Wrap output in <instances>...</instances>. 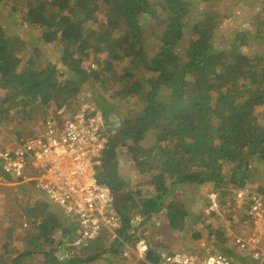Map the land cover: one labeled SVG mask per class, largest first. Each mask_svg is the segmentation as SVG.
<instances>
[{
  "label": "trees",
  "instance_id": "1",
  "mask_svg": "<svg viewBox=\"0 0 264 264\" xmlns=\"http://www.w3.org/2000/svg\"><path fill=\"white\" fill-rule=\"evenodd\" d=\"M162 1L164 29L152 33L149 53L150 0H0V129L7 132L0 149L9 138H39L49 119L75 115L86 99L103 119L99 177L120 217L115 239L106 233L69 247L64 236L53 238L52 212L38 192L26 202L10 193L0 205L12 207L0 216V264L37 256L43 264H99L105 252L125 264L123 251L142 239L146 264L158 258L159 240L189 251L180 244L186 235L206 254L253 263L236 244L251 220L232 193L248 179L264 196V52H243L248 39L264 41V0ZM243 5L250 16L235 13ZM252 20L258 34H241V23ZM138 202L147 223L156 218L149 238L138 234L146 222L133 228ZM205 212L221 223L213 235Z\"/></svg>",
  "mask_w": 264,
  "mask_h": 264
},
{
  "label": "built area",
  "instance_id": "2",
  "mask_svg": "<svg viewBox=\"0 0 264 264\" xmlns=\"http://www.w3.org/2000/svg\"><path fill=\"white\" fill-rule=\"evenodd\" d=\"M81 102L78 112L61 125L49 119L39 138L8 139L0 149V188L12 186L11 178L33 181L54 205L77 221L80 240H93L103 233L115 239L120 227L115 195L101 182L97 160L106 144L103 119L92 103ZM239 184L233 202L239 213L249 216L251 229L237 247L241 251L252 248L253 262L264 264V196L257 194L258 187L248 179ZM213 202L218 208L220 196L215 194ZM202 219L209 233L213 222L208 214ZM147 252V245L139 241L134 249H125L123 257L143 260ZM161 260L162 264H238L222 253L206 254L202 249L161 255Z\"/></svg>",
  "mask_w": 264,
  "mask_h": 264
},
{
  "label": "crops",
  "instance_id": "3",
  "mask_svg": "<svg viewBox=\"0 0 264 264\" xmlns=\"http://www.w3.org/2000/svg\"><path fill=\"white\" fill-rule=\"evenodd\" d=\"M111 119H114V118H111ZM119 162H120V164L121 163L124 164V160H122V159H120ZM11 179L13 181V185L12 186H10L8 188H0V190L2 192V193H0V205L1 206H5V203H6V200H7V196L10 193H15L18 196V198H20V196H25L26 195L25 197H21L19 199V200H22V202H26L28 200V196H27L28 193H31L32 196L36 197L34 192H38L37 193L38 197L42 198L43 202L49 204V211L51 210V212H52L51 215L48 214V216H50V217H48L47 219L52 221L53 227L55 228L54 229V234L55 235L53 236V238L54 237L55 238L58 237L60 239L61 236H64L65 239L66 238L68 239L69 247L72 246V245H77L80 242H86L87 241V240H80V238H79V227H78L77 221H75L73 218H70L64 212V210H62L61 208H59L56 205H54L45 194H43L40 190H38L34 186L33 181H30V180H26L25 181L22 178H11ZM253 185L255 187H258L256 184H253ZM11 191H13V192H11ZM233 194H234V192L232 193V197H233ZM137 205H138V203H137ZM138 207L140 208V211L137 212V214H136V216L134 218V222H133V228L134 229H137L140 225H142L143 223L146 222V220L142 217V212H143L142 211L143 210L142 207H140V206H138ZM234 207L237 209V207L235 205H234ZM219 208L220 207H218V209ZM154 219H156V218H153L149 223L146 222L140 228V230L138 232L139 237L149 238L148 235L151 234V229H152L151 226H153V224H155L154 223ZM157 225L158 224H156L155 226H157ZM248 233L244 234L243 236H241V238L238 239L237 242H241L243 239L247 238V236L249 235ZM103 234H106V233H103ZM101 235H99V236H101ZM89 241H91V240H89ZM140 241L144 242L143 239L140 240ZM100 244H103L105 249L108 247L105 244L104 241H102ZM180 244H183V240H180ZM156 245L158 246V250L157 251L159 252L158 253V258L156 260H152V261H150V263H146V264H162L163 261L161 260V255H171V254H175V253L178 252V248L175 247L172 244L170 245L166 241V239L159 240ZM69 247H68V249H66L65 253L70 255L72 253H71V249H69ZM131 249H134V248H131ZM186 249H188V248H186ZM199 249H203V247H196V245H195L193 247H190V249H188V250L195 251V250H199ZM248 250L250 251L249 255H250V258L252 260L253 249L249 248ZM215 252L216 251H214V253ZM111 255H112V252H110V253H106L105 252L102 255V257L100 258V263L99 264H123L122 260H120V259L119 260L115 259L116 261L114 262L112 260V256ZM146 255H147V253L145 254L144 258L146 257ZM37 257H39V258H37ZM37 257H35L34 259H31L27 263L34 264L33 261H37V262L43 264L45 262L43 256H37ZM123 258H125V257H123ZM144 258H143V260H144ZM125 259L130 260V261L126 262L125 264H143V263H141V261H143V260L138 259V258H136L134 256H130L129 258H125ZM149 260H151V255L149 256ZM252 262H253V260H252ZM27 263H25V264H27ZM251 264H256V263L253 262Z\"/></svg>",
  "mask_w": 264,
  "mask_h": 264
},
{
  "label": "rangeland",
  "instance_id": "4",
  "mask_svg": "<svg viewBox=\"0 0 264 264\" xmlns=\"http://www.w3.org/2000/svg\"><path fill=\"white\" fill-rule=\"evenodd\" d=\"M151 1V4H152V7H153V12H152V14L153 15H155L156 17H153L152 18V22H151V24H150V26H148V28L146 29V34H147V36H151V37H153L152 36V33L153 32H155V33H160V32H162L163 31V29H164V26H163V24H162V22L161 21H164L165 19H166V16H165V12H164V3H163V1L162 0H150ZM237 7V6H236ZM222 10V13L224 12V11H227V8H222L221 9ZM235 11V13L237 14V13H239V11H241V12H245V14H246V17H248V16H250L251 15V13H252V10L251 9H249V7H248V5H243L242 7L240 6V8L238 7L236 10H234ZM250 14V15H249ZM252 22H254L253 20L252 21H250V22H248V23H241V26H240V28H239V30H240V33L241 34H249L250 36H253V35H255L256 33L258 34V28L255 26V24L254 23H252ZM150 38V37H149ZM151 39V38H150ZM153 39V40H152ZM151 39V41L150 42H148L149 43V47L147 48V51L149 52V53H151V52H153V51H156V50H152L151 49V45L153 44V45H157V42H156V40L154 39V37ZM248 42H250L249 43V46L247 47V48H244L243 49V52H244V54H246V55H249V56H252L253 54H256V53H262V52H264V44H262V42L264 43V41H258L257 43H255V42H253V41H251V38L250 39H248ZM52 61L54 62L55 61V63L57 64L56 66H58V67H60V65H59V62L54 58V59H52ZM87 97V96H86ZM82 99H84V98H82ZM81 99V100H82ZM88 99H90V98H88ZM141 99V98H140ZM140 101H142V100H140ZM115 113V115L116 116H118V114L116 113V112H114ZM115 115H113L114 116V119H115V121L118 123V121H119V119H118V117H116ZM70 117H63L62 119L60 118V119H56L55 121L57 122V124L58 125H61L62 124V122L64 121V120H66V119H69ZM5 133H7V132H5L3 129H0V134L2 135H4ZM151 143V142H150ZM149 146V145H148ZM118 171H121V169H123V167H120V166H118ZM102 171V170H101ZM130 190H131V188H130ZM187 199V198H186ZM192 201H193V203L196 205V206H198V202H197V199L196 198H193L192 199ZM138 206H140V207H142V205H141V203L140 202H138ZM3 207H5V206H3ZM213 209H218V208H216V207H213ZM12 210V207L10 206V207H7V208H5V209H3V210H1L0 211V216H2V217H5V215H4V212H8V211H11ZM197 212H199L198 210H197ZM205 214H207V212H205L203 215H205ZM202 215V216H203ZM210 220V219H209ZM211 221V220H210ZM212 225H210V227H209V234L210 235H213L215 232V230H216V228L218 227V226H220L221 225V223L220 222H217V221H213L212 220ZM220 230V229H219ZM222 232H223V234H226V233H228L229 231L228 230H225V229H223L222 230ZM244 234H246V231H241L240 233H239V235H238V238L239 237H241L242 235H244ZM236 244H237V242H236ZM183 245H187L188 246V249H190V247H193V246H195L193 243H190V239H189V235H186V236H184V239H183ZM186 247V246H185ZM187 248V247H186ZM243 251V250H242ZM244 252H246V254H249V250L247 249V250H244ZM37 258H39V257H37ZM251 259V258H250ZM252 261V260H251ZM33 263L34 264H41V263H39V262H37V261H33ZM27 264H29V263H27Z\"/></svg>",
  "mask_w": 264,
  "mask_h": 264
},
{
  "label": "clouds",
  "instance_id": "5",
  "mask_svg": "<svg viewBox=\"0 0 264 264\" xmlns=\"http://www.w3.org/2000/svg\"><path fill=\"white\" fill-rule=\"evenodd\" d=\"M221 203H222V201L220 202V204H219V206L218 207H220V205H221ZM208 214V213H207ZM211 218V217H210ZM212 220V219H211Z\"/></svg>",
  "mask_w": 264,
  "mask_h": 264
}]
</instances>
